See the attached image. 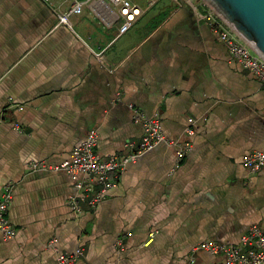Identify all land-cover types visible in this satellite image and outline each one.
<instances>
[{
    "label": "crops",
    "instance_id": "obj_1",
    "mask_svg": "<svg viewBox=\"0 0 264 264\" xmlns=\"http://www.w3.org/2000/svg\"><path fill=\"white\" fill-rule=\"evenodd\" d=\"M52 1L83 11L67 26L44 0H0V198L11 185L17 232L0 235V264H56L77 249L76 264H212L222 257L194 248L264 230V168L243 165L264 152V86L199 17L208 3L133 0L142 14L120 34L108 0ZM133 109L192 143L179 168L177 149L159 145L80 215L68 175L27 168L63 163L93 130L99 155L129 154L143 134Z\"/></svg>",
    "mask_w": 264,
    "mask_h": 264
},
{
    "label": "built area",
    "instance_id": "obj_2",
    "mask_svg": "<svg viewBox=\"0 0 264 264\" xmlns=\"http://www.w3.org/2000/svg\"><path fill=\"white\" fill-rule=\"evenodd\" d=\"M44 1L49 7L56 9L52 0ZM108 1L118 7L124 19L120 34L126 33L141 16L142 9L133 0ZM148 1L152 6L157 0ZM207 6L208 10L204 14H199V17L207 23L212 33L227 48L231 58L242 68L250 71L264 86V58L213 7L209 4ZM82 11L83 3L75 1L67 12L58 11L59 23L70 26L71 16L79 15ZM133 111V121L142 126L143 134L137 146L129 145L132 148L129 154L102 157L96 151L99 135L93 130L63 163L50 165L46 162L31 161L27 168L32 172H62L68 175L74 187V194L69 199V207L75 215L82 213L83 204L95 210L106 199L107 192L118 185L123 169L159 145L177 149L176 168H179L192 150V143L167 137L158 118H148L138 110L133 109ZM189 122L191 127L186 129V134L193 136L195 130L192 126L196 124V121L190 119ZM243 165L250 173H259L264 168V152L256 151L245 155ZM12 200L13 189L11 185H7L0 198V235L4 241L13 239L17 233L8 216ZM56 242V239L52 240V243ZM194 250L204 251L214 257H222L221 260L212 264H264V230L258 226H252L237 243L210 242L199 245ZM82 255V249L72 253H60L56 264H76Z\"/></svg>",
    "mask_w": 264,
    "mask_h": 264
},
{
    "label": "water",
    "instance_id": "obj_3",
    "mask_svg": "<svg viewBox=\"0 0 264 264\" xmlns=\"http://www.w3.org/2000/svg\"><path fill=\"white\" fill-rule=\"evenodd\" d=\"M264 58V0H205Z\"/></svg>",
    "mask_w": 264,
    "mask_h": 264
}]
</instances>
